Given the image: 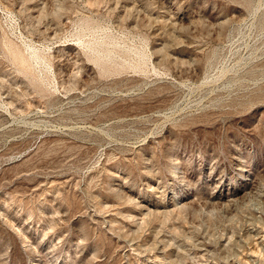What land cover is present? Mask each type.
<instances>
[{"label":"rangeland","instance_id":"1","mask_svg":"<svg viewBox=\"0 0 264 264\" xmlns=\"http://www.w3.org/2000/svg\"><path fill=\"white\" fill-rule=\"evenodd\" d=\"M0 264H264V0H0Z\"/></svg>","mask_w":264,"mask_h":264}]
</instances>
